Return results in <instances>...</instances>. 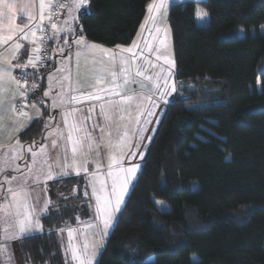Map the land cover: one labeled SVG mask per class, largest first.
<instances>
[{
  "label": "trees",
  "instance_id": "trees-1",
  "mask_svg": "<svg viewBox=\"0 0 264 264\" xmlns=\"http://www.w3.org/2000/svg\"><path fill=\"white\" fill-rule=\"evenodd\" d=\"M150 1L89 0L84 37L131 44ZM168 20L185 87L163 113L98 264H264V0H186ZM238 26L245 36L228 37ZM44 129L37 119L20 139L37 143ZM85 185L83 175L51 182L43 230L17 240L24 263L68 264L60 234L90 217Z\"/></svg>",
  "mask_w": 264,
  "mask_h": 264
},
{
  "label": "snow or ice",
  "instance_id": "snow-or-ice-1",
  "mask_svg": "<svg viewBox=\"0 0 264 264\" xmlns=\"http://www.w3.org/2000/svg\"><path fill=\"white\" fill-rule=\"evenodd\" d=\"M88 2L0 0V48L3 49L0 51V144L10 131L19 132L28 126L25 121L30 123L37 118L36 114L28 110L27 101L30 92L34 94L39 88L36 72L47 60L49 49L46 45L57 41L55 51L61 57L71 63L75 49L76 58L75 82L71 79L70 67L56 69L64 74L57 81L60 86V92L57 93L59 103L53 100L50 108L63 110L59 113L61 119L49 132L52 137L50 147L42 144L36 149L30 145L25 151V146L16 137L9 136L10 141L16 140L19 151L10 148V155L0 157V176H4L0 180V210H5L3 202H7L6 215L0 219L12 224L16 230L11 237L6 234L4 239H14L16 233L22 235L41 228L34 206L39 203V196L33 195L35 189L31 187L32 183L40 182L41 176H25L23 181L12 187L17 176H5L4 173H20V168L17 165L9 169L5 165L25 159L29 173L33 165H46L47 171L43 173L46 180L54 179V169L58 176L63 177L73 172L77 176L83 173L87 180L84 195L90 201L94 198V205H89L94 207L92 222L87 227L96 229L93 237H98L101 243H94L90 248L85 242L77 248L73 243L76 229L69 228L67 235L71 260L78 264H93L97 256L96 248L103 247L102 242L109 235L113 220L125 203L129 185L142 167L140 163L131 162L136 153L130 150V146L139 147L138 143L133 142L145 139L144 134L150 130L148 126L153 123L155 110L161 104L172 105L178 95L175 85L169 83L174 74L172 69L176 67L169 52V29L155 28V35H151V32L149 35L156 43L145 41L143 49L133 41L130 47L123 49L100 48V54L97 55L94 51L97 45H89L85 41L82 25L77 23L78 17L73 15ZM167 2L159 0L149 5V12L155 11L163 17ZM58 15L65 17L63 29L56 22ZM68 15L72 16L71 21L66 18ZM152 19L155 20V17ZM49 30L51 36L48 35ZM65 35L71 39H65ZM21 41L28 42L31 51ZM59 41H63V46L59 45ZM117 51L127 54V57L118 60ZM82 55L84 63L81 69ZM153 55L156 64H153ZM28 69H32V72ZM65 81L68 82L67 88ZM74 92L79 94H72ZM44 96H49V92L45 91ZM65 104L69 106L65 107ZM36 107L35 103L31 105L33 109ZM53 120L55 117L50 116L45 127L50 128ZM151 131L155 132V129ZM41 156H44L43 160ZM89 188L90 193L87 190ZM50 203L46 202L40 210L46 211ZM6 249V244H0V253Z\"/></svg>",
  "mask_w": 264,
  "mask_h": 264
},
{
  "label": "crops",
  "instance_id": "crops-1",
  "mask_svg": "<svg viewBox=\"0 0 264 264\" xmlns=\"http://www.w3.org/2000/svg\"><path fill=\"white\" fill-rule=\"evenodd\" d=\"M170 1H173V0H170ZM170 1L168 0L169 3H170ZM18 2H25V0H18ZM158 2H159V0H156L155 3H158ZM168 2H167V3H168ZM87 6H88V3H86V5H85L83 8L79 9L78 12H74L75 15L78 17V19H77V23H78V21H79V13H80V11H81L82 9L86 8ZM167 6H169V4H167ZM37 11H38V9H37ZM68 16H69V15H68ZM68 16H67V17H68ZM67 17H66V18H67ZM64 19H65V17L61 16V17H60V20H59V22H58V25H59V27H60L61 29H63L64 26H65V25H64ZM18 22H20V21H19V18H18ZM38 35H39V33H38ZM57 35H59V33H58ZM65 39H71V37L65 35ZM84 39H85V41H86L89 45L92 44V43H90V41H88L87 38L84 37ZM132 42H133V41H132ZM21 43L24 44L25 46L29 47V51H31V45L28 44V42L21 41ZM131 44H132V43H131ZM131 44H129V45H125L123 48H127V47H129ZM59 45H60V46H63V41H59ZM57 46H58L57 41H52V52L54 51V58H53L52 66H51V68L49 69V71H48L47 74H46L45 85H44L43 90L41 91L40 95H39L35 100H30V96H31L32 94H29V99H28V101H27V103H28V105H29L28 110H29L30 112H33L34 114H36V115H37V118L34 119V120H32L30 123L27 122V121H25V123H26L28 126L25 127L24 129L20 130L19 132L15 131V130H12V131H10L8 134H6V135L4 136V138H3V142H2V144H0V157H4V156H6V155H10V153H9V151H8L10 148H15L17 151H19V148L16 146V140H11V141H10V140H9V136H11V137H16V139H18L19 143L25 146V151H27V148H28V146H30V145L33 146V148H36V149H38L42 144H44V145H48V146L50 147V141H49L48 139H51L52 137L49 136V132L51 131L52 128L55 127L56 122L59 121V120L61 119L59 113L63 110L62 108H57V109H54V110L50 108V105H51V103H52L53 100H56L57 103H59V100H58V97H57V93L60 92V86L57 84V81L60 80L61 77H62V75L64 74V73H62V72H58V71H56V69H57V68H60V69H68V68L70 67V68H71V72H72V77H71V79H72L73 82H75V80H76V58H75V56H74V51H75V49H73V57H72V61H71V63H70L69 60L65 59L64 57H61V55H60L57 51H55V49L57 48ZM98 46H99V45H98ZM97 48L100 49V47H97ZM115 48H116V47H113L112 50H115ZM0 51H3V49L0 48ZM83 63H84V57H83V55H82L81 58H80L81 69H82V67H83ZM28 70H32V69H28ZM50 74H51V77H52L51 80H49V75H50ZM64 85H65V88H67V86H68V82L65 81V82H64ZM45 91H48V92H49V96H47V97L44 96V92H45ZM72 94H76V95H78L79 93H78V92H74V93H72ZM33 103H35V104L37 105V107H36L35 109L31 108V105H32ZM68 106H69V105L65 104V107H68ZM72 106H80V105H72ZM45 111H46V112H45ZM40 114H42V117H41ZM162 115H163V114H162ZM50 116L55 117V120H53V121L51 122V126H50V128H46V127H45V129H44V131H43V136H42V138H40L38 141H36L37 143H34V142H32V143H26V142H24V141H22V140L20 139V134H21L26 128H28V127L31 125V123H32L33 121H35V120H37V119H41V118H43V119L45 120V124H47V123H49V117H50ZM159 124H160V123H159ZM154 127H155V126H154ZM154 127H153V129H154ZM156 129H157V128H156ZM145 133H146V132H145ZM144 135H145V134H144ZM145 137H146V136H145ZM137 143L139 144V147H143L144 145H146V144L143 143V141H142V142H139V141H134V142H133V144H137ZM136 148H138V147L130 146V150H131V151H134ZM43 158H44V156H43V157H40L41 160H43ZM29 163H30V162H29ZM133 163H140V164H141L142 162H139V161L135 160ZM17 165H18V166H19V165H21V166H25V164L22 163V159H21V160H17V161H11V162L8 163L7 165H5V167H7V168H9V169H12V168H15ZM37 166H38V168H39V174H38V175L41 176V180H40V182H38V183H33V185L39 187V188H36V189H41V190L38 192V196H39V205L36 206L37 212H38L39 216H41V215H43V213H44L45 211H41L40 209H42V208L44 207V205H45L46 202L50 201V184H51V181L56 180V179H62V178H65V177H63V176H58L57 173H56V171H55V169H54V171H53L54 179H52V180H46V178L43 176V173L47 171V166H46V165H43V164H41V165H37ZM126 166H128V165L126 164ZM19 167H20V166H19ZM137 171H138V170H137ZM27 172H28V171H26V170H21V171H20V173H23V175L26 174V176L31 177V176H29V175L27 174ZM20 173H15V172H11V173H9V172H6V173H4V175H5V176H7V175H16V176H17V180L12 182V185H11V186L13 187V186H15V185L17 184L19 178L23 179V178H22L23 175H22V177H20V175H21ZM73 175H76L75 172H73L70 176H73ZM80 175H83V176H84L83 173H81ZM135 177H136V176H135ZM3 179H4V176H0V180H3ZM134 179H135V178H134ZM134 179H133V180H134ZM132 182H133V181H132ZM30 183H31V181H30ZM86 183H87V180H86ZM131 184H132V183H131ZM131 184L129 185V189H130ZM87 190H88L89 193H90V191H91L90 188L87 189ZM128 192H129V190H128ZM128 192L125 194V199H126V196H127ZM87 198L89 199V197H87ZM90 202L92 203V205H94V198H93ZM122 206H123V204L121 205V207H122ZM93 213H94V207H92L91 215H90V217H89L91 222H92V216H93ZM91 222H88V223H91ZM81 225H82V224H81ZM82 226H83V225H82ZM85 227H86V226H85ZM71 228L76 229V231L74 232V234L76 235V240H78V238H77V237H78V234H79V236L81 237V236H82V233L79 232V230L76 228V226H73V227H71ZM82 228H83V227H82ZM82 228H80V229L82 230ZM68 229H69V228H68ZM68 229H66V230L64 231V234H65V233H66V234L68 233ZM86 229H89V228H86ZM95 231H96V229H89V231H88L89 241H92V239H93V240H96V242L98 243V242H99V241H98V237H97V238H94V237H93V233H94ZM7 234H9V233H7ZM10 234L12 235L13 232H10ZM66 236H68V235H66ZM13 240H14V243L12 244L13 249H10V247H9V245H8V246H7V249H6V251H5V254H4L3 252L0 253V264H15V262L13 263V260H14V257H13V256L16 257V260H17L18 263L20 262V259H19V257H18V255H19V248H18V243H17L18 238H14V239H11V238H10V239H9L10 242H12ZM63 240H64V243L67 242V241H69V239L66 238V237H65V239H63ZM92 242H94V241H92ZM68 243H69V242H68ZM73 243H74V236H73ZM96 249H97V248H96Z\"/></svg>",
  "mask_w": 264,
  "mask_h": 264
},
{
  "label": "rangeland",
  "instance_id": "rangeland-1",
  "mask_svg": "<svg viewBox=\"0 0 264 264\" xmlns=\"http://www.w3.org/2000/svg\"><path fill=\"white\" fill-rule=\"evenodd\" d=\"M169 1H170V0H169ZM185 1H186V0H173V1H170V3L168 2L167 4H169V6H167L166 13H165L164 16L162 17V16L160 15V13H157V12H155V11L149 12V5H151V4H153V3L156 2V0H151L150 3H149L148 6H147V10H146L145 17H144V19H143V21H142V23H141V25H140V27H139V29H138V32H137V34H136V36H135V38H134L133 41H135V42L138 44V46H139L141 49H143V48H144V43H145V41H147V42H149V43H153V44L156 43L155 41H152V40H151L150 35H149L150 32H151V35L154 36V35H155V31H154L155 28H157V27H158V28H161V29H163V28H168V29H169V52H170V54H171L172 59L174 60V54H173V41H172V33H171V29H170V26H169L168 12H169V8H170V6H171L172 4H174V3H181V2H185ZM73 15H75V13H73ZM152 17H155V20H153ZM67 19H68L69 21H71L72 16L69 15V16L67 17ZM78 24H79V21H78ZM260 32H261V33H264V28H263V27L260 28ZM162 34H163V33H161V35H162ZM245 34H246L245 28H244L243 26H238L235 30H233V31L231 32V34L228 35V37H231V36H235V37H243V36H245ZM251 34H255V30H254V29H251ZM88 41H90V40H88ZM90 43H92V44H96L97 47H100V48L113 49V47H111V46H106V45H103V44H100V43H97V42L90 41ZM132 43H133V42H132ZM98 45H99V46H98ZM131 45H132V44H131ZM131 45H130V46H131ZM130 46H129V47H130ZM123 47H124V46H116L115 50H116V49H123ZM94 51H96V54H97V55L100 54V53H99V48H97V49L94 50ZM145 51H147V49H145ZM52 55H53V58H54V51L52 52ZM116 56H117V59L119 60L120 57H125V58H126V57H127V54H125V53H123V52H120V51H117V52H116ZM152 61H153V64H156V61H155V59H154V55H153V57H152ZM161 63H162V62H161ZM157 67H159V65H158ZM172 72H173L174 74L172 75V77H171L169 83L175 85V87H176V93H177L179 90H181V89H183V88L185 87V84L182 85L181 83H179L178 81H176V77H175L176 68L172 69ZM46 74H47V73H46ZM45 79H46V77H45ZM192 84H194V83H187V84H186V87H187L186 90H191V89H196V88H197V87L195 86V84H194V85H192ZM44 85H45V80H44ZM44 85L42 86V89H41L40 91L43 90ZM183 90H184V89H183ZM36 92H37V91H36ZM36 92H35V93H36ZM31 94H32V93H31ZM167 106H168V105L161 104L160 107L157 108V109L155 110V111H156V115L153 117V123H152L151 125L148 126L150 130L147 131V132L145 133V136H146V137H145V139L143 140V143L146 144V145H144L143 147H138V148H136V149L133 151V152L136 153V156H135V158L131 161L132 163H133L135 160H137V161H139V162H142V161L144 160V158L146 157V155H147V153H148V150H149V147H150V145H151V142H152V140H153V138H154V136H155V134H156V130H157L156 128H158L159 123L161 122V119H162V117H163L162 114L165 112ZM154 126H155V127H154ZM153 127H154V129H155V132L151 131V129H153ZM48 140L51 141V139H48ZM141 153H143V156H141ZM41 157H43V156H41ZM26 159H27V157H26ZM29 162L31 163L30 160H29ZM22 163L25 164V159H22ZM30 163H29V164H30ZM19 166H20V167H19V168H20V171H21V170H26V171H27V168H26L25 166H21V165H19ZM27 174H28L29 176H31L32 178H34L36 175L39 174V168H38V166H37V165H33V166H32V172H31V173L27 172ZM25 176H26V174H24L23 177H22V175H20V177H22L23 179H24ZM134 178H135V177H134ZM23 179L19 178L18 182L23 181ZM56 180H57V179H56ZM30 181H31V180H30ZM54 181H55V180H54ZM51 182H52V181H51ZM15 186H16V185H15ZM15 186H13V187H15ZM31 187L35 189V192L33 193V195H34V196H37V195H38V192H39L41 189H36V188H39V187L34 186L33 183L31 184ZM55 189L57 190L58 193H60V188H57V187H56ZM157 201H159L160 203H157ZM89 202H90V200H89ZM155 202H156V204H157L159 210L163 211V210L169 209V205H168L167 203H165L164 201H161V200H155ZM30 203H33V201H30ZM90 203H91V202H90ZM3 204H4V209L6 210V209H7V202L4 201ZM91 204H92V203H91ZM38 205H39V203H36V204L34 205L35 208H36V206H38ZM122 207H123V206H122ZM122 207H121V209H122ZM90 209L92 210V207H90ZM5 210H0V217H4V216L6 215ZM120 212H121V211H120ZM120 212L117 213L116 217L114 218V220H113V225H114L115 221L118 219V216H119ZM35 216H36L37 218H39V214H38V212H37V209H36V212H35ZM88 222H91V221H90V218L85 219V220L81 219V220L77 223L78 225H76V228L79 230L80 233H82V236H81V237H80L79 234H78V237H77L78 240H76V235L73 234V236H74V244L77 246V248L81 247L85 242H87V243L89 244L90 248H91V246H92L94 243H97L96 240H93V239H92V241H94V242L89 241V236H88V231H89V229H86V228H88V227H87V225L89 224ZM81 224H82L83 226H82ZM40 225H41V223H40ZM113 225H112V227H113ZM85 226H86V227H85ZM82 227H83V228H82ZM112 227L109 229V235H110V233H111V231H112ZM80 228H82V230H81ZM5 229H7V233H9V234L5 233ZM41 230H43V229H42V226H41L40 230H33V231H31V232L24 233V234H22V235L19 234V233H16V238H19V237H21V236H23V235H27V234H30V233L38 232V231H41ZM10 232H13V233L16 232L15 228L13 227V225H12V224H9V223H5L3 219H0V244H6L7 246L9 245L10 249H13L12 244L14 243V240H13L12 242H10L9 239H7V240L4 239V237H5L6 234H7L9 237H11ZM66 235H67V234H66V233L64 234V231L61 232V234H60V239H61V241H63V245H64L65 251H66V253H67L68 264H78V262H76V261H72V260H71V251L69 250V243H68L69 241H67V242L64 243V240H63V239H65V237L68 238V236H66ZM109 235H108L107 237L104 238V240H103V242H102V243H103V247H99V248L96 249L97 256H96V259L93 261V264H97V262H98V260H99V256H100L102 250L104 249V247H105V245H106V243H107V240H108V238H109ZM98 241H99L98 243H101V241L99 240V238H98ZM98 243H97V244H98ZM3 253L5 254V251H4ZM13 257H14L13 263L15 262V264H26V263H24V261H23L22 256H21L20 253H19V255H18V257H19V259H20V262H19V263L17 262L16 257H15V256H13ZM193 258L195 259L196 257H193Z\"/></svg>",
  "mask_w": 264,
  "mask_h": 264
},
{
  "label": "built area",
  "instance_id": "built-area-1",
  "mask_svg": "<svg viewBox=\"0 0 264 264\" xmlns=\"http://www.w3.org/2000/svg\"><path fill=\"white\" fill-rule=\"evenodd\" d=\"M56 2H58V0H53V3H56ZM60 17L61 16L58 15L55 18L57 23L59 22ZM49 28H50V26H49ZM39 35H42V33H39ZM48 35L49 36L52 35L51 30H49ZM46 46L49 49L48 52H47V60L41 64V66L39 67L38 71L36 72V75H37V78H38V81H39V88L36 91H40L42 89V86L44 85V80H45V77H46V73L49 71V69L51 68L52 63H53L52 42L48 43ZM28 71L32 72V70H28ZM30 83H31V81H30ZM30 94H31V92H30Z\"/></svg>",
  "mask_w": 264,
  "mask_h": 264
},
{
  "label": "clouds",
  "instance_id": "clouds-1",
  "mask_svg": "<svg viewBox=\"0 0 264 264\" xmlns=\"http://www.w3.org/2000/svg\"><path fill=\"white\" fill-rule=\"evenodd\" d=\"M196 255H197V254H196L195 252L191 253V254H190V258L196 257Z\"/></svg>",
  "mask_w": 264,
  "mask_h": 264
}]
</instances>
